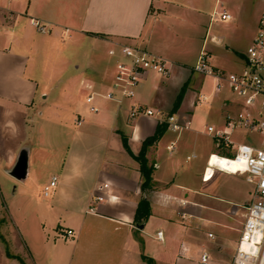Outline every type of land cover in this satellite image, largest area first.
Masks as SVG:
<instances>
[{
    "label": "crops",
    "instance_id": "obj_1",
    "mask_svg": "<svg viewBox=\"0 0 264 264\" xmlns=\"http://www.w3.org/2000/svg\"><path fill=\"white\" fill-rule=\"evenodd\" d=\"M252 7L258 21L262 0H0V194L1 187H11L2 196L27 237L32 264H147L142 255L155 264H230L247 199L214 193L206 173L213 152L207 131L211 89L200 91L203 79L196 86L200 93L188 88L180 113H173L182 128L166 124L146 146L147 188L135 156L162 117L129 112L140 104L171 114L167 109L203 47L210 64L227 72L211 62V41L225 39L211 35V22L239 23ZM216 12L230 18L218 20ZM32 20L48 30L40 32ZM191 40L198 44L192 63L168 54L177 41ZM122 46L162 56L169 72L147 73L135 95L118 102L106 95ZM199 94L206 98L198 100ZM197 105L207 109L199 113L203 136L194 127ZM19 157L26 159L23 178L12 174ZM142 199L149 215L137 218ZM29 207L33 226L25 227L22 213ZM67 228L73 237L61 236ZM203 251L206 263L200 261Z\"/></svg>",
    "mask_w": 264,
    "mask_h": 264
},
{
    "label": "built area",
    "instance_id": "obj_2",
    "mask_svg": "<svg viewBox=\"0 0 264 264\" xmlns=\"http://www.w3.org/2000/svg\"><path fill=\"white\" fill-rule=\"evenodd\" d=\"M216 16L218 20L230 18L226 12H216ZM32 23L40 32L48 30L45 24L36 20H32ZM192 71L211 76L214 80L213 92L226 87L230 95L234 96L231 100L229 98L224 100L228 103L223 102L226 110L222 116V125L207 126V131L217 147L231 145L232 156L212 152L206 161V171L215 168L231 174L244 175L245 180L252 186L249 201L244 206L240 234L230 264H264V0L255 34L244 51L241 65L237 70L223 72L214 68L210 64L208 51L203 47L192 66ZM149 72L168 74L166 59L137 46H122L120 57L115 62L112 90L106 97L118 102L124 98H132L139 83ZM205 98L202 94L198 95V100ZM86 101L91 103L92 96L89 95ZM90 110L95 112L97 107L90 105ZM153 115L162 117L160 121L165 122L173 130L182 128L173 113L162 116L160 112L143 108L140 104H132L129 112L130 117ZM237 129L251 133L250 140L235 144L231 134ZM173 146L171 143L167 149H173ZM55 179L53 176L44 187L45 196L48 195L49 188L54 186ZM94 199L101 200L102 197L95 196ZM93 209L90 208L91 211ZM61 236L71 238L74 232L70 228L63 229ZM156 236L161 239L162 232L157 231ZM208 236L211 237V234ZM207 260L208 254L203 251L200 261L206 263Z\"/></svg>",
    "mask_w": 264,
    "mask_h": 264
},
{
    "label": "rangeland",
    "instance_id": "obj_3",
    "mask_svg": "<svg viewBox=\"0 0 264 264\" xmlns=\"http://www.w3.org/2000/svg\"><path fill=\"white\" fill-rule=\"evenodd\" d=\"M254 1L255 0H252V3ZM258 13L259 10L255 9V7H252V9L244 12L239 23L235 22V20L216 21L213 23L211 22V35H223L225 37L222 44H216L211 41V62L218 65L227 66V71L237 70L240 67L239 65L241 64V62L238 61L236 56L238 54L244 53L252 37L254 36L257 26L256 21ZM173 45L174 49L171 52H168L170 56L180 60H184L186 63H192V61L195 59L196 51L198 48V44L195 40L177 41V43ZM202 79L203 86L200 91L208 93L211 89V98L207 101H211V124L220 126L222 125L223 111L226 110L224 103H228V101L224 100L226 98H229V100H231V98H234V96L230 95V92L226 87H223L218 92H213L214 80L212 77L203 78L198 73L191 71L187 79L180 85L178 92L182 87H184L185 90L183 95L188 88L191 92H195L196 94L200 93L198 87L196 86L201 84ZM190 94L191 98L195 99V95L193 93ZM173 104L167 109L168 112L176 114L180 113L179 106L176 109H173ZM203 110H207L204 105H197L194 108V127H196L197 130L202 134L200 136H203L204 134L203 132H201L203 124H205V120L203 118L204 115L203 117L199 116V113L203 114ZM181 119H185L184 116L181 117ZM209 120L210 119H208V121ZM251 135L252 134L247 131L237 129L232 132L231 138L234 140L235 144L238 142L243 143L249 141V136ZM212 149L213 152L223 154L227 157H231V153L233 152L230 144L223 147H217L211 138V150ZM206 173L210 175L208 178L214 184V193L220 195L221 197H229V195H235L237 196V199L235 197L236 200L246 198V203H248L252 186L245 180L244 175H230L222 171H218L215 168H209ZM10 190L11 187H1L0 264H20L16 259V256L22 258V256L24 257V255L26 257L27 254V257H24L23 259L26 261V264H32L30 255L29 253H27L29 247L27 237L21 231L19 225L15 222V220L11 218L9 210H7L6 207V198L4 197L9 194ZM2 194L4 195V197L2 196ZM22 216L25 227L26 223L27 226H33L31 207H29L27 210L25 209L22 213ZM241 220L242 217L239 216V218L236 219V222L240 224ZM224 251L226 253L228 252V250Z\"/></svg>",
    "mask_w": 264,
    "mask_h": 264
},
{
    "label": "trees",
    "instance_id": "obj_4",
    "mask_svg": "<svg viewBox=\"0 0 264 264\" xmlns=\"http://www.w3.org/2000/svg\"><path fill=\"white\" fill-rule=\"evenodd\" d=\"M184 90H185L184 87H182L180 91L178 92L175 98L174 104H173V109H176L180 105ZM165 127H166V123L160 122V125L157 127L155 134L151 136L150 138H147L146 140L143 141L139 154L135 156V158L139 162L141 175L143 177V181L141 184L142 188H147L150 185V181H151V167L147 165V160L145 158V148L165 129ZM135 215L137 218L148 217L149 203L145 199H142L139 201ZM141 257H142V260L145 261L147 264H155V261L153 260V258L145 256V255H142ZM16 259L19 261L20 264H26L23 261V259L20 258L19 256H16Z\"/></svg>",
    "mask_w": 264,
    "mask_h": 264
},
{
    "label": "water",
    "instance_id": "obj_5",
    "mask_svg": "<svg viewBox=\"0 0 264 264\" xmlns=\"http://www.w3.org/2000/svg\"><path fill=\"white\" fill-rule=\"evenodd\" d=\"M25 172H26V159L25 157H19L12 170V174L17 178H23L25 176Z\"/></svg>",
    "mask_w": 264,
    "mask_h": 264
},
{
    "label": "bare ground",
    "instance_id": "obj_6",
    "mask_svg": "<svg viewBox=\"0 0 264 264\" xmlns=\"http://www.w3.org/2000/svg\"><path fill=\"white\" fill-rule=\"evenodd\" d=\"M214 158H215V156H214V157H212V159H211V164H212V162H213Z\"/></svg>",
    "mask_w": 264,
    "mask_h": 264
}]
</instances>
